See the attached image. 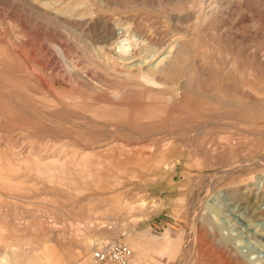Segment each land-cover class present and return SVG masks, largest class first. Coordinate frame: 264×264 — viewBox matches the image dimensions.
<instances>
[{
	"label": "rangeland",
	"instance_id": "374dc122",
	"mask_svg": "<svg viewBox=\"0 0 264 264\" xmlns=\"http://www.w3.org/2000/svg\"><path fill=\"white\" fill-rule=\"evenodd\" d=\"M1 263L264 264V0H0Z\"/></svg>",
	"mask_w": 264,
	"mask_h": 264
},
{
	"label": "built area",
	"instance_id": "2783aa9c",
	"mask_svg": "<svg viewBox=\"0 0 264 264\" xmlns=\"http://www.w3.org/2000/svg\"><path fill=\"white\" fill-rule=\"evenodd\" d=\"M106 251H96L95 253H93V260L96 262H100L102 260H104L106 258Z\"/></svg>",
	"mask_w": 264,
	"mask_h": 264
},
{
	"label": "bare ground",
	"instance_id": "6f19581e",
	"mask_svg": "<svg viewBox=\"0 0 264 264\" xmlns=\"http://www.w3.org/2000/svg\"><path fill=\"white\" fill-rule=\"evenodd\" d=\"M229 111V110H228ZM2 264V263H1Z\"/></svg>",
	"mask_w": 264,
	"mask_h": 264
}]
</instances>
